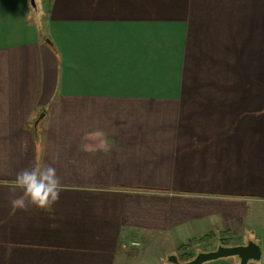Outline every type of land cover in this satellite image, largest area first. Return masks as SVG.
<instances>
[{
    "label": "crops",
    "instance_id": "obj_1",
    "mask_svg": "<svg viewBox=\"0 0 264 264\" xmlns=\"http://www.w3.org/2000/svg\"><path fill=\"white\" fill-rule=\"evenodd\" d=\"M37 162L60 200L13 212ZM1 194L0 264H264V0H0Z\"/></svg>",
    "mask_w": 264,
    "mask_h": 264
},
{
    "label": "clouds",
    "instance_id": "obj_2",
    "mask_svg": "<svg viewBox=\"0 0 264 264\" xmlns=\"http://www.w3.org/2000/svg\"><path fill=\"white\" fill-rule=\"evenodd\" d=\"M16 189H19L17 194ZM62 179L52 164L25 167L15 173V184L9 205L13 212L30 208L53 212L60 200Z\"/></svg>",
    "mask_w": 264,
    "mask_h": 264
},
{
    "label": "water",
    "instance_id": "obj_3",
    "mask_svg": "<svg viewBox=\"0 0 264 264\" xmlns=\"http://www.w3.org/2000/svg\"><path fill=\"white\" fill-rule=\"evenodd\" d=\"M31 5L36 7V0H30ZM51 43V39H46ZM45 112L42 113L43 116ZM38 123V120L36 121ZM263 254L262 247L255 240H248L243 244L224 245L220 244L216 249L210 251H200L193 258L187 261L179 260L177 254H170L168 262L171 264H202L206 261L229 256H237L240 264H248L250 260H260Z\"/></svg>",
    "mask_w": 264,
    "mask_h": 264
},
{
    "label": "rangeland",
    "instance_id": "obj_4",
    "mask_svg": "<svg viewBox=\"0 0 264 264\" xmlns=\"http://www.w3.org/2000/svg\"><path fill=\"white\" fill-rule=\"evenodd\" d=\"M40 1L41 0H36V7L32 6V10L33 11L39 10V8H40ZM6 205H7V196H4L3 197L2 194H1L0 195V208L4 209V208H6V207H4ZM198 241H199V239H197V240L189 239V245H187L184 248H182V247L181 248L180 247L179 248L176 247L175 248V252L173 254H177L179 260H181V261L184 260L185 257L182 255V253L184 252V250H193L195 252L196 251V249H195L196 248V245L197 244L199 245L202 242H205V241H201V243H199L200 241L199 242ZM198 252H200V250Z\"/></svg>",
    "mask_w": 264,
    "mask_h": 264
}]
</instances>
